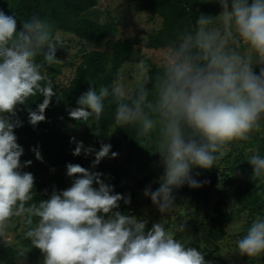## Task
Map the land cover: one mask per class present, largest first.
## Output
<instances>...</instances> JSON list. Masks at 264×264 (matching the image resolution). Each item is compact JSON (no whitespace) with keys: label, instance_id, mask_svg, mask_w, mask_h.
<instances>
[{"label":"clouds","instance_id":"obj_1","mask_svg":"<svg viewBox=\"0 0 264 264\" xmlns=\"http://www.w3.org/2000/svg\"><path fill=\"white\" fill-rule=\"evenodd\" d=\"M207 2L222 11L195 17L160 51L154 76L142 72L130 85L90 83L69 111L70 118L99 126L106 104L115 105L116 129L134 128L141 141L155 143L150 152L160 154L163 175L159 188H146L144 195L161 214L175 207L174 189L207 183L192 177L193 168H213L232 144L248 142L264 129V0ZM57 47L50 22L33 15L18 30L15 13L0 9V245H7L16 221L31 249L39 250L40 264H207L197 248L179 242L164 224L148 229L147 219L114 211L122 199L125 204L131 199L114 193L99 172L68 164L71 186L35 200L34 176L22 171L32 162L21 163L24 148L14 132L23 122L15 117L18 105L43 95L36 110L28 109V122L36 127L45 121L54 92L41 67L57 62ZM70 142L76 144L73 156L94 154L92 168L111 152L110 144L97 151L74 137ZM31 151L43 160L38 146ZM249 152L251 179L264 182V155ZM236 249L241 257L264 255V216L251 222ZM18 254L25 255L22 249Z\"/></svg>","mask_w":264,"mask_h":264},{"label":"trees","instance_id":"obj_2","mask_svg":"<svg viewBox=\"0 0 264 264\" xmlns=\"http://www.w3.org/2000/svg\"><path fill=\"white\" fill-rule=\"evenodd\" d=\"M135 5V11L138 13H149L151 19L159 17L162 19V27L156 33L148 36L146 46L151 49L165 48L171 46L177 39L180 32L191 26L195 17L201 14L214 17L217 12L211 10L207 0H129ZM99 0H0V9L8 15L17 16V28L21 27L22 21L29 19L33 15L47 20L53 26V39L59 31H64L75 35L80 41L89 45H99L106 42L109 38L115 36L119 29L115 21H108L101 24L89 17V13L96 9ZM135 43L130 40L118 41L113 47L111 55L102 51L92 50L86 52L81 62L78 64L75 76L70 86L59 91L56 79L61 75V68L55 67L47 70L46 75L52 81L54 95L51 102L45 110V121L40 122L33 127L28 122V109L36 110L37 106L43 102V95L30 98L27 105L17 106V117L23 122V126L14 130L17 136V143L24 148V154L21 156V163L31 161L30 166L23 168L22 171L33 174L35 200L46 199L53 190H66L72 184V179L66 175V166L68 164L79 165L85 169L92 168L91 159L81 153L80 156H73V143L70 133L71 125L73 129L88 127L85 138L91 139L95 143V149L98 151L101 144H110L113 152L117 153L115 163H105L101 161L93 169H102L110 173L112 181L109 185L113 186L114 193L121 194L123 197H130V204H125L123 199L119 202V208L114 211H120L124 214L133 215L138 205V193L124 184L122 180L124 170L133 165L136 157L141 152L143 145L150 143L141 141L136 135L134 128H117L113 123L115 105H107L100 125L89 120L86 123L76 121L69 116V111L78 107L77 100L81 94L88 90L90 83L98 88L100 85H111L116 81L120 70L127 63L138 62L141 50H135ZM42 62V57L38 58ZM147 65L151 62L146 60ZM44 65V64H42ZM158 68L152 66L149 76H154ZM42 72V71H41ZM14 118V119H15ZM99 133V134H97ZM39 147L43 160H37L35 153L31 151L33 147ZM123 146L127 147V158L119 161ZM260 154L264 155V145L260 148ZM243 157L241 158V160ZM199 181L204 183L202 187L191 191L193 199L196 202H202L205 208L208 207L209 197L215 187L218 177L214 167L211 169L193 168L191 170ZM253 169L244 181L239 183L234 189L233 201L234 211L249 212L255 218L257 215L264 216V193L260 181L254 183L251 179ZM163 175V169L156 170L146 176L139 183V189L159 180ZM49 176V177H47ZM61 180V182H58ZM229 180V178L227 179ZM61 183V188L58 184ZM55 187L56 189H53ZM237 207L239 209L237 210ZM133 212V213H131ZM196 211L192 222L184 227L193 225L192 242L189 247L197 248L204 256L207 262L216 261L213 253L216 250H200L202 238L201 230L205 226L207 215L201 219ZM215 228L219 227L218 236L213 239L220 240L225 236L223 223L219 220L212 221ZM148 229L152 226L147 225ZM185 228L176 235L177 240L184 238ZM211 245L212 240H208ZM217 247V245H216ZM215 247V248H216ZM17 254L13 248L0 245V264H17ZM220 261V260H219Z\"/></svg>","mask_w":264,"mask_h":264},{"label":"rangeland","instance_id":"obj_3","mask_svg":"<svg viewBox=\"0 0 264 264\" xmlns=\"http://www.w3.org/2000/svg\"><path fill=\"white\" fill-rule=\"evenodd\" d=\"M208 4L211 10L217 12L215 16L219 15L222 11L218 4L209 2ZM89 17L101 24L108 21H115L119 26V31L115 36L99 45H89L80 41L75 35L64 31H59L56 34L54 41L58 42V47L56 49V57L58 60L52 65H42L41 71L43 74H46L47 70L51 68H61V75L55 81L56 84H58L57 86L60 92L70 86L75 76L76 68L86 52L97 50L111 55L113 53V47L118 41L130 40L134 42L135 50H141L142 56L136 59H140L138 62L125 64L120 70L117 80H122L126 85H130L134 83L135 79L140 76L142 72L146 75H150L152 66L158 68L157 58L163 48H148L146 42L148 41L149 35L161 29L163 23L161 18L155 17L151 19L149 13L136 12L135 5L129 0H99L98 6L89 13ZM146 60L151 62V66L147 65L145 62ZM255 71L258 74L259 66ZM87 131H89L88 127L73 129V125H71L70 128L71 136L75 138V141L83 142L85 147L91 146L95 148L94 141L85 138ZM263 145L264 129H261V131L252 135L250 141L238 142L230 146V150L220 158L214 166L218 181L209 197L207 209L202 202H196L193 199L190 193L195 189L185 184L181 188L173 190L172 194L175 197V207L171 211L161 214L152 204L151 199L144 195L146 188L150 187L152 191L158 189L160 186L159 180L139 189V183L142 179L156 170L163 169L160 164V154L150 152L155 150V143L151 142L145 144L136 157L133 165L127 167L122 176L124 184L138 193L139 201L133 216L140 220L147 219L150 226H152L153 223H158V221H165L168 226H174L167 230L176 236L181 228H185L187 234H193V225H190L188 228L184 226L194 221L193 217L196 211L200 214V219L206 214L205 226L200 233V237L202 238L200 250L212 251L215 249L216 252H214L213 255L217 253L220 258L228 264H264V255L249 258L247 256L241 257L239 253L236 252V242L246 234V230L251 222L257 216L262 215H257L253 218L249 212H243L239 207H237L239 211H234L233 201L235 187L248 178L251 172L252 166L245 160L250 154L249 149H253L260 153V148ZM75 147L76 144L73 143V149H75ZM112 152L113 150L111 147L109 157L104 158L102 161L105 163H115V157H111ZM127 155V147L123 146L119 161L127 158ZM87 157L94 159V154L88 155ZM242 157L243 159L241 160ZM87 170L101 173V180L106 184H110L112 181L110 173L105 170L93 168H87ZM190 174L194 179L199 181L192 171ZM228 178L229 180H227ZM58 182L62 183L61 180H58ZM61 183L58 184L60 188ZM261 184L264 193V182H261ZM93 186L98 187V185L95 184ZM53 189L56 188L53 187ZM62 190H64L63 187L59 191ZM216 219L223 223L225 236L223 239L215 240L214 242L213 239H215L220 232V228H215L212 223V221ZM208 240H212V243H215L217 247L216 245L208 243ZM7 241L6 247L13 248L17 254V264H40L42 257L39 250L31 249L29 241L23 237V229L18 222L13 221L10 224L7 232ZM180 241L185 246L189 245V238L187 235H184V238ZM21 249L24 251V257L18 254Z\"/></svg>","mask_w":264,"mask_h":264},{"label":"crops","instance_id":"obj_4","mask_svg":"<svg viewBox=\"0 0 264 264\" xmlns=\"http://www.w3.org/2000/svg\"><path fill=\"white\" fill-rule=\"evenodd\" d=\"M158 223H162V224H164L165 225V227H166V230L167 229H170L171 227H174L173 225H169L168 226V224L165 222V221H158ZM149 225V224H148ZM185 235H187V237L189 238V244L192 242V238H191V236H192V234H187V233H185ZM176 237V236H175ZM179 242H181L180 240H179ZM188 246V245H187ZM216 259H218V260H220V261H222V262H225V264H228V263H226V261H224V260H222L221 258H220V256L217 254V253H215L214 255H213Z\"/></svg>","mask_w":264,"mask_h":264},{"label":"water","instance_id":"obj_5","mask_svg":"<svg viewBox=\"0 0 264 264\" xmlns=\"http://www.w3.org/2000/svg\"><path fill=\"white\" fill-rule=\"evenodd\" d=\"M207 264H225V263L222 261L216 260V261L207 262Z\"/></svg>","mask_w":264,"mask_h":264},{"label":"built area","instance_id":"obj_6","mask_svg":"<svg viewBox=\"0 0 264 264\" xmlns=\"http://www.w3.org/2000/svg\"><path fill=\"white\" fill-rule=\"evenodd\" d=\"M131 213H133V212H131Z\"/></svg>","mask_w":264,"mask_h":264}]
</instances>
